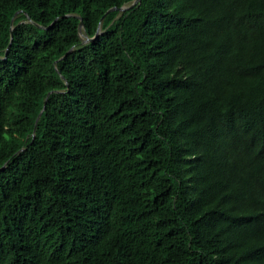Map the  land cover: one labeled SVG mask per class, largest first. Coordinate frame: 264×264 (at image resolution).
Instances as JSON below:
<instances>
[{"label":"trees","instance_id":"1","mask_svg":"<svg viewBox=\"0 0 264 264\" xmlns=\"http://www.w3.org/2000/svg\"><path fill=\"white\" fill-rule=\"evenodd\" d=\"M133 1L0 0V264H264V0Z\"/></svg>","mask_w":264,"mask_h":264},{"label":"water","instance_id":"2","mask_svg":"<svg viewBox=\"0 0 264 264\" xmlns=\"http://www.w3.org/2000/svg\"><path fill=\"white\" fill-rule=\"evenodd\" d=\"M140 1H141V0H134V1H133L131 4H129V5H124V6H121V7H113V8H111V9H109V10L104 14V16L101 18V21H100V23H99V26H98V29H97V33H96V35H95L94 37H88L87 35H84L83 43H88V42H90V41H93V40H95L96 38H98V37L102 34V22H103L105 16H106L108 13H110L111 11H114V10H116V9H119V10H122V11L127 10V9H130V8L134 7L135 5H137L138 3H140ZM14 17H15V16H14ZM13 19H14V18H13ZM13 19H12V21H13ZM56 20H57V19H55L53 23H55ZM79 28H80V33L83 35V34H84V33H83V30H84V21H83L82 18H81V21H80ZM12 31H13V28H12ZM12 37H13V33H12ZM9 47H10V45H9ZM9 47H8V49H9ZM8 49H7V51H6V55L8 54ZM73 49H74V48H72L70 51H72ZM70 51H69V52H70ZM42 111H43V110H42ZM42 111L40 112V114H39V116H38V119H39V117L41 116ZM38 119H37V121H38Z\"/></svg>","mask_w":264,"mask_h":264}]
</instances>
